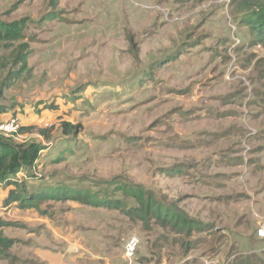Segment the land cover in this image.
<instances>
[{
	"label": "rangeland",
	"instance_id": "374dc122",
	"mask_svg": "<svg viewBox=\"0 0 264 264\" xmlns=\"http://www.w3.org/2000/svg\"><path fill=\"white\" fill-rule=\"evenodd\" d=\"M232 1L61 0L54 8L51 0H0V19H30L26 68L12 64L13 52L0 44L2 114L23 123L36 116L25 127L36 129L14 140L45 147L34 172L42 174L39 185H53L57 195L76 189L87 201L75 209L50 201L36 211L98 230L117 264H128L132 236L140 239L139 264H233L251 254L264 260L257 236L264 143L254 151L244 137L236 146L252 159H242L241 173L218 177L214 194L204 185L205 199L188 131L203 119L264 127V47ZM146 205L153 208L147 223L119 210ZM158 210L183 213L193 230L164 222Z\"/></svg>",
	"mask_w": 264,
	"mask_h": 264
},
{
	"label": "crops",
	"instance_id": "0c3cea01",
	"mask_svg": "<svg viewBox=\"0 0 264 264\" xmlns=\"http://www.w3.org/2000/svg\"><path fill=\"white\" fill-rule=\"evenodd\" d=\"M34 117L36 116L29 115L26 123L22 121L23 126L28 123L35 124ZM195 126L188 131L192 132L190 139H195L196 157L202 162L197 161L201 163V175L206 177L200 184L201 192L204 193L202 195L205 199H210L209 193L205 195L203 191L204 185H210L214 194V191L222 186L218 177L233 169L236 170L235 174L241 173L244 163L242 159H252V157L245 156L242 147L236 145L242 143L245 137L244 141L252 140L250 143L252 147L258 146L254 149L257 151L260 144L264 143V127L254 126L253 129H247L239 122L229 124L216 122L214 119H203L201 124ZM247 130L253 133L245 135ZM257 159H264V154L259 155ZM41 161L42 159H39L37 162L36 170L41 165ZM36 176L30 172L29 177L18 182L20 183L18 186L0 187V217L10 223V226L4 229V235L19 241L10 252L13 261L22 264H117L109 250L100 246L101 241L97 240L100 234L98 230L73 221L72 216L53 217L41 214L35 209H24L20 202L7 203L11 192L28 196L33 191L41 194L53 190V185H50L51 187L45 184L39 185L37 181L42 178V174L36 173ZM211 199L217 201L218 197L213 195ZM226 199H230V195ZM66 203L74 209L81 204L74 201ZM82 206L86 208L85 205ZM92 238H96L99 245H93L95 239L92 241Z\"/></svg>",
	"mask_w": 264,
	"mask_h": 264
},
{
	"label": "trees",
	"instance_id": "16d2710c",
	"mask_svg": "<svg viewBox=\"0 0 264 264\" xmlns=\"http://www.w3.org/2000/svg\"><path fill=\"white\" fill-rule=\"evenodd\" d=\"M61 0H51V7H58ZM232 6L236 14L240 15V22L244 26H248L254 36V43H258L264 47V0H233ZM30 19L24 18L14 21H4L0 19V44L4 47L6 51L13 52V63L14 65H21L22 69L26 68L28 65V54L29 53V43L27 41V31L29 29L28 23ZM2 81V73L0 68V85ZM3 108L0 107V114H2ZM23 126L20 129L21 134L30 132L32 128H25ZM64 132L71 134L74 131V127L68 123L63 124ZM41 134L45 136L47 141L51 140L49 132L42 130ZM45 147L41 143L37 142H26L20 143L14 140L13 137H5L0 135V187L3 186H18L16 176L21 170L31 171L33 168H37V162L42 157V151ZM60 195H57V190H52L49 192H44L41 194H30L24 196L21 194H16V192H11L7 203L20 202L21 207L24 209H38L40 205L46 204L50 201H74L83 204H87V201L83 197L82 193L78 190H65L60 189ZM95 207H106L104 204L96 203L93 205ZM108 206V205H107ZM112 208V206H108ZM153 208L150 205H146L145 209H131L126 210V208L119 209L121 212L125 213L131 219L139 218L145 223L149 222L148 215L150 210ZM171 210H165L162 213L158 210V216H162L164 222L170 221L174 223L175 228L180 230H185L188 227L189 233L193 230V220L189 219L181 212H175L173 215L170 213ZM41 214H46L42 211ZM47 215V214H46ZM176 219V222L173 220ZM183 220V221H182ZM165 224V223H163ZM195 224V223H194ZM10 223L5 221L0 217V260L13 261V256L11 255V250L15 247L19 241L9 239L4 235V229L9 227ZM195 229L198 227L195 225ZM233 264H264V260L260 258L257 254H251L246 257L241 258L239 261Z\"/></svg>",
	"mask_w": 264,
	"mask_h": 264
},
{
	"label": "built area",
	"instance_id": "2783aa9c",
	"mask_svg": "<svg viewBox=\"0 0 264 264\" xmlns=\"http://www.w3.org/2000/svg\"><path fill=\"white\" fill-rule=\"evenodd\" d=\"M262 50V45H257ZM230 79V78H228ZM23 127L22 119L12 114H0V135L5 137H16L19 135L20 129ZM36 168H33L30 172L34 173ZM26 170L18 172L16 179L20 180L29 177V173ZM258 238L264 240V223L261 224L257 231ZM140 246V239L137 236H132L125 245V259L128 264H139L135 259L137 250ZM164 264V263H162ZM166 264V263H165Z\"/></svg>",
	"mask_w": 264,
	"mask_h": 264
}]
</instances>
